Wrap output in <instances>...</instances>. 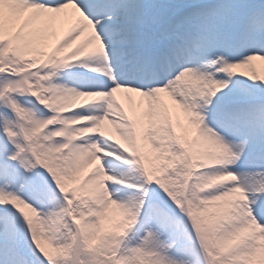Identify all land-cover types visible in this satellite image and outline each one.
<instances>
[{
    "label": "snow or ice",
    "instance_id": "obj_1",
    "mask_svg": "<svg viewBox=\"0 0 264 264\" xmlns=\"http://www.w3.org/2000/svg\"><path fill=\"white\" fill-rule=\"evenodd\" d=\"M256 61L264 0H0V264H264Z\"/></svg>",
    "mask_w": 264,
    "mask_h": 264
},
{
    "label": "rangeland",
    "instance_id": "obj_2",
    "mask_svg": "<svg viewBox=\"0 0 264 264\" xmlns=\"http://www.w3.org/2000/svg\"><path fill=\"white\" fill-rule=\"evenodd\" d=\"M254 63L260 64V63H264V62L256 61V62H254Z\"/></svg>",
    "mask_w": 264,
    "mask_h": 264
},
{
    "label": "bare ground",
    "instance_id": "obj_3",
    "mask_svg": "<svg viewBox=\"0 0 264 264\" xmlns=\"http://www.w3.org/2000/svg\"><path fill=\"white\" fill-rule=\"evenodd\" d=\"M70 50V49H69Z\"/></svg>",
    "mask_w": 264,
    "mask_h": 264
}]
</instances>
